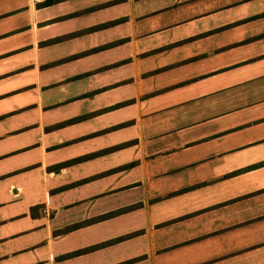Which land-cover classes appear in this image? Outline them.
<instances>
[{
  "label": "crops",
  "instance_id": "crops-1",
  "mask_svg": "<svg viewBox=\"0 0 264 264\" xmlns=\"http://www.w3.org/2000/svg\"><path fill=\"white\" fill-rule=\"evenodd\" d=\"M43 2L0 0V264H264V0Z\"/></svg>",
  "mask_w": 264,
  "mask_h": 264
},
{
  "label": "trees",
  "instance_id": "trees-1",
  "mask_svg": "<svg viewBox=\"0 0 264 264\" xmlns=\"http://www.w3.org/2000/svg\"><path fill=\"white\" fill-rule=\"evenodd\" d=\"M55 1H59V0H44L43 2V5H48L52 2H55ZM120 20V19H119ZM119 20H114V21H109V22H105V23H102V24H98V25H95V26H92V27H89L87 29H84V30H81V31H77L75 33H71V34H68L67 37H70V36H74V35H77V34H81V33H85V32H88V31H91V30H95V29H99V28H102V27H106L108 25H112L114 24L115 22L119 21ZM63 37L65 36H61V37H57V38H53V39H49L47 41H44L42 43L44 44H47V43H52L54 41H57V40H60L62 39ZM122 40H118V41H114V42H110V43H107V44H104L102 46H99V47H95V48H92V49H89L87 51H83V52H80V53H77V54H73V55H70L68 57H65V58H62L60 60H57V61H54L52 63H48V64H45L43 66H50V65H53V64H57V63H60V62H64V61H67V60H70V59H73V58H76V57H80L82 55H85V54H88V53H92L94 51H97V50H100V49H104V48H107V47H110V46H113V45H116L118 43H120ZM82 75H79V76H75V77H80ZM101 89H96V90H93L91 92H88L84 95H81V96H78V97H82V96H90L98 91H100ZM132 102V100H126V101H122V102H119V103H116L115 105H112L110 107H107L105 108L104 110H108V109H112V108H115V107H119V106H122V105H126L128 103ZM102 110H100L101 112ZM89 115H86V114H83V115H78V116H75V117H71L69 119H66V120H63V121H60L56 124H53L52 126H48L46 127V130L48 129H56V128H59V127H62V126H65V125H68V124H71V123H75V122H78L86 117H88ZM130 121H126V122H122L120 124H117V125H114L112 127H109V128H106V129H103V130H99V131H96V132H92L86 136H83V137H90V136H93V135H97L99 133H103L105 131H108V130H111V129H115V128H118V127H122V126H125L127 124H129ZM82 138V137H81ZM81 138H77L76 140L78 139H81ZM75 140V139H74ZM73 140V141H74ZM130 143H132V141H128V142H124L122 144H119V145H115V146H112V147H109V148H105L103 150H100V151H97V152H94V153H90L88 155H83V156H78V157H75V158H72V159H69V160H65V161H62V162H59L57 164H55L53 167L54 168H61V167H64V166H67V165H70V164H73V163H76V162H79L83 159H87L89 157H93V156H96V155H100V154H103V153H107L109 151H112V150H115V149H119V148H122L126 145H129ZM134 162H130L128 164H125V165H122V166H119L118 169H124V168H128L129 166L133 165ZM114 169L112 170H109L107 172H111L113 171ZM75 184V183H73ZM72 185V184H71ZM113 212H109V213H105V214H102L98 217H95V218H92V219H87V220H84V221H81V222H77V223H74V224H71L69 226H66L64 227L63 229H61V232H67V231H70L72 229H75L81 225H85L87 223H90L92 221H96L98 219H101V218H105V217H108L109 215H112ZM127 236V235H126ZM125 236H122V237H119L118 239H121ZM108 242H104V243H100V244H95V245H91V246H88V247H85V248H82V249H78V250H75L73 252H70V253H66L64 255L61 256V258H66V257H70V256H73V255H77V254H80V253H83V252H86V251H89L91 249H95L97 248L98 246L100 245H104Z\"/></svg>",
  "mask_w": 264,
  "mask_h": 264
}]
</instances>
